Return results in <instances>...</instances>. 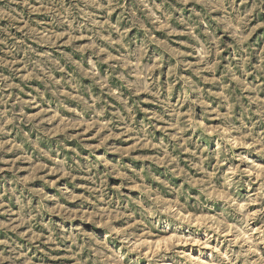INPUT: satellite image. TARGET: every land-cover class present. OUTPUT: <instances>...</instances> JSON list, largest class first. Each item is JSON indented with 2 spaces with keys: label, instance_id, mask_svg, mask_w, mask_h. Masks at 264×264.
<instances>
[{
  "label": "clouds",
  "instance_id": "1",
  "mask_svg": "<svg viewBox=\"0 0 264 264\" xmlns=\"http://www.w3.org/2000/svg\"><path fill=\"white\" fill-rule=\"evenodd\" d=\"M0 264H264V0H0Z\"/></svg>",
  "mask_w": 264,
  "mask_h": 264
}]
</instances>
